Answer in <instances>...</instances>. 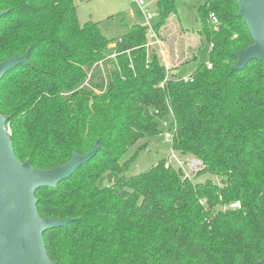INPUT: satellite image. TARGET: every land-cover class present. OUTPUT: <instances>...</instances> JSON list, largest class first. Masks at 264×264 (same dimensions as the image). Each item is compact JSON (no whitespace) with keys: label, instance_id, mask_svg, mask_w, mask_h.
<instances>
[{"label":"trees","instance_id":"16d2710c","mask_svg":"<svg viewBox=\"0 0 264 264\" xmlns=\"http://www.w3.org/2000/svg\"><path fill=\"white\" fill-rule=\"evenodd\" d=\"M156 7L158 34L177 7L175 0ZM237 10L235 0L198 6L207 61L184 81L166 77L156 50H146L142 23L107 37L99 22L79 23L73 0H0V62L28 51V62L0 79V114L17 159L47 170L97 146L68 178L34 193L40 217L67 219L42 235L50 261L255 264L263 257L264 63L232 68L233 53L253 42ZM162 121L175 153L203 161L196 177L214 178H183L163 158L124 175L138 155L122 160L128 148L162 135ZM104 174L109 183L99 187Z\"/></svg>","mask_w":264,"mask_h":264},{"label":"water","instance_id":"95a60500","mask_svg":"<svg viewBox=\"0 0 264 264\" xmlns=\"http://www.w3.org/2000/svg\"><path fill=\"white\" fill-rule=\"evenodd\" d=\"M240 16L252 38L247 47L233 53V69L243 68L250 60L264 63V0H235ZM4 11H0V16ZM28 51L0 62V79L13 67L27 63ZM7 116L0 114V264H55L46 255L43 233L48 228L65 225L67 219L42 218L36 210L35 191L55 187L68 178L96 152L73 153L65 164L43 170L20 162L5 129ZM255 264H264L263 257Z\"/></svg>","mask_w":264,"mask_h":264},{"label":"rangeland","instance_id":"374dc122","mask_svg":"<svg viewBox=\"0 0 264 264\" xmlns=\"http://www.w3.org/2000/svg\"><path fill=\"white\" fill-rule=\"evenodd\" d=\"M77 18L80 24L86 21L99 22L102 32L107 37H113L125 32L126 26L133 22L144 23V18L138 6L131 0H73ZM206 0H175L177 12L169 16L163 26V49L166 69L172 64H180V72L188 73L198 64L207 61L208 44L198 34L201 26L197 8ZM149 9L155 12V3L149 0ZM131 12V14H129ZM114 15L113 17H110ZM156 20V17L154 18ZM154 50H159L154 47ZM114 57V54H112ZM168 69V71H169ZM166 71V77L171 75ZM144 144V148H138ZM138 151L136 159L129 164L125 176H131L147 170L162 158L170 154V145L164 140L163 135L141 139L128 148L123 159ZM205 178H214L210 174L195 177V181ZM109 183L106 174L97 182L99 187Z\"/></svg>","mask_w":264,"mask_h":264},{"label":"built area","instance_id":"2783aa9c","mask_svg":"<svg viewBox=\"0 0 264 264\" xmlns=\"http://www.w3.org/2000/svg\"><path fill=\"white\" fill-rule=\"evenodd\" d=\"M133 3H135L143 18H144V23L143 25L146 28V43L145 47L146 50L149 51L153 49L154 47H158L160 56L164 60V49H163V44L162 40L158 37L155 28H154V18L158 19L159 17V12L156 7V1L153 0L155 3V12H152L149 9V0H131ZM152 1V0H151ZM208 22L213 26L216 27L218 24V18L215 15L214 12H210L208 14ZM210 67V65H208ZM182 80L184 81H192V76L187 75L181 77ZM163 83H160V86H162ZM162 127H163V138L167 143L170 145L172 142V132L168 130V123L166 121H162ZM9 133V130H7ZM164 166L165 167H176L178 168L182 174L183 178H188V179H195V177L203 171L205 168V165L203 161L195 156H185L181 157L177 153H175L171 148H170V154L167 156V158L164 161ZM239 206V202H233L229 204L230 208H235Z\"/></svg>","mask_w":264,"mask_h":264},{"label":"crops","instance_id":"0c3cea01","mask_svg":"<svg viewBox=\"0 0 264 264\" xmlns=\"http://www.w3.org/2000/svg\"><path fill=\"white\" fill-rule=\"evenodd\" d=\"M129 14H131V12L129 13ZM143 24V23H142ZM166 24V23H165ZM164 26V25H163ZM163 26H161L160 28H159V32H158V37L162 40L163 39ZM157 47V46H156ZM156 52H157V54L160 56V53H159V50H156ZM164 56H165V53H164ZM165 60V59H164ZM163 65H164V67L166 68V63L165 62H163ZM170 69H169V67H168V69H169V71H168V69H166V71H168L169 73H172V75H176V77H183V76H187V75H190V73H191V71L190 72H188V73H182V72H180V69H181V67H180V64H172V65H170Z\"/></svg>","mask_w":264,"mask_h":264}]
</instances>
